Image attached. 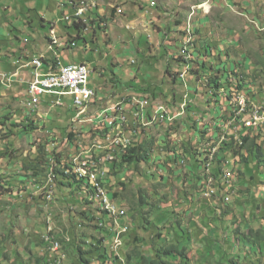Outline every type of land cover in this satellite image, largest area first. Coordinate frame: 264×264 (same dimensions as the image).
<instances>
[{
  "label": "rangeland",
  "instance_id": "rangeland-1",
  "mask_svg": "<svg viewBox=\"0 0 264 264\" xmlns=\"http://www.w3.org/2000/svg\"><path fill=\"white\" fill-rule=\"evenodd\" d=\"M64 1L68 5V0H61L58 10L55 9L58 0H0V118L2 120L5 114L12 118L5 126H0V154L8 153L0 158V176H6L13 188V197L1 194L0 188V237L5 236L2 246L8 253L0 254V264H34L33 257L39 255L38 241L48 215L56 226L54 229L62 232L59 237H70L74 230L69 217L76 215L69 211L68 204L72 203L76 187L66 185L58 174L55 200L53 197V203L46 205L37 191L41 180L51 185L49 176L43 174L33 179L32 172L24 169L23 163L38 162L41 146L44 147V160L52 163L55 156L63 168V164L74 162L78 151L90 148L93 153L92 143L105 141L103 131L97 128L98 122L91 123L93 116H100L102 110L124 94L148 95L155 105L166 107L170 119H174L170 124L157 122L142 129H135L130 122L124 130L123 138H128L132 144L141 139L152 142L148 162L135 166L136 169L133 165L121 166L117 170L119 174L111 177L110 189L116 193L115 202L127 213L130 221L127 226H132V218L134 227L138 226L140 209L141 213H147L148 208L154 207L158 210L154 216L166 218L163 223L162 219H154L159 227L171 232L167 220L173 218L180 219L182 227L192 231L191 237L186 239L189 243L180 241L182 245L188 243L185 264H264V248L259 250L258 247L262 242L253 235L259 230L264 235V181L257 184L258 178L264 175V163L259 165L252 157L243 162L239 155L236 164L242 166L248 177L253 175L254 181L247 179V182L231 186L219 184L214 179V182L209 181L211 176L204 177L201 172L188 171L192 162L186 160L187 155L191 159L203 145L211 144L212 137L206 141L204 127L211 128L220 121L224 127L217 129L218 132H230L231 125L226 122L230 119L222 121L220 117L226 113L229 118L227 108L233 106L230 105L233 97L237 100L243 95L249 103L258 106L262 103L264 0H78L77 6L90 7L88 12L92 18L101 17L102 20L99 26L83 27L87 29L85 42L79 40L75 47L62 50L61 61L85 63L90 71L89 86L100 88L105 98L100 96L99 104L90 102L84 116L74 120L77 110L69 98L62 108L48 110L46 99L34 111L27 108L26 84L22 80L24 76L21 77L22 66L28 63L24 59L36 52V49L30 51L34 47L32 43L40 48L42 38L44 40L49 33L46 24L54 23L52 27L60 30L59 17L71 14L72 11L63 8ZM31 19L34 21L32 28L22 27V21ZM87 21L90 20L86 16L84 23ZM11 25L20 29L14 32L18 40L8 34ZM68 32L70 36L75 34L72 29ZM24 37L29 43L18 48ZM44 47L47 56L52 53L42 44ZM10 51L14 57L5 54ZM184 51L191 56L187 63L181 56ZM182 69H188V73L181 82L178 75ZM186 105L188 111L183 113ZM11 123L18 127H11L12 134L9 135ZM23 126H27L25 131ZM68 133L74 138L71 145L67 141ZM112 134L106 138L107 147ZM214 140L217 142V138ZM259 143L263 147L264 138ZM179 145L188 152L183 158L176 155V152L181 154ZM95 147L100 148L99 145ZM227 149V162L231 163L230 154H236L237 148ZM171 153H174L173 157ZM100 157L94 158H98L97 165L101 167L104 160ZM229 172L231 176L237 175L233 169ZM60 180L65 182L64 185L59 183ZM8 182L3 184L4 188H8ZM23 187L24 193L17 196V191ZM208 190L214 192L213 196L206 195ZM31 194L33 200H30ZM141 196L146 204L136 208ZM158 200L163 203L158 204ZM206 202L215 209H210ZM149 232L152 239L153 228ZM80 233L77 230L73 235L78 237ZM105 234L108 232L104 229L95 238ZM169 243L174 242L167 241ZM28 250L33 256L29 259L24 255ZM137 250L144 256L152 254L151 247L145 245ZM66 252L71 255L73 250L68 248ZM123 252L120 249L121 257ZM138 258L137 255L132 260L134 263L127 264H136ZM107 264L121 263L109 260Z\"/></svg>",
  "mask_w": 264,
  "mask_h": 264
},
{
  "label": "clouds",
  "instance_id": "clouds-1",
  "mask_svg": "<svg viewBox=\"0 0 264 264\" xmlns=\"http://www.w3.org/2000/svg\"><path fill=\"white\" fill-rule=\"evenodd\" d=\"M78 0H68V5L71 7V9L76 12L78 6H77ZM86 13H90V12H86ZM85 13V14H86ZM84 14V15H85ZM69 14H65L63 17H59L60 20H58V22L62 25V27L65 29V32L63 30V28L61 30H56L55 26L52 27V24L54 23H49L48 25H50L49 28V33L47 34V36H45V41H46V49L52 51L51 53V60H49L47 57V55L45 53H41L38 55H35L31 58L28 59V63H30V61L33 58H41L44 66L43 68H41L39 70V73L42 75L47 74L49 71L55 72V64L57 59L60 60L61 63H63L61 61L62 55L60 54L62 52V50L65 49H71L73 47L76 46L77 42H74L73 39H70V37H73L76 35V31L74 29H72L75 34L72 36H70V34H67V26H70V21H65L64 17H68ZM75 15V13H74ZM84 15L82 16V21L85 22V18ZM87 16V14H86ZM85 16V17H86ZM69 18V17H68ZM101 20L102 18L99 17ZM84 19V20H83ZM98 20L97 18V22H98V26L101 23V20ZM92 21V20H91ZM55 25V24H54ZM90 21H87L86 23H84V27L85 26H89ZM103 26L105 27L106 25L103 24ZM128 30L130 29L129 27H126ZM87 30V29H86ZM85 29H81L80 31V35L82 37V40L84 41V34L87 33ZM188 30V28H187ZM187 30H183V33L185 35V37L188 36ZM56 32V33H55ZM190 35H191V31L189 30ZM63 33V34H61ZM64 35V37H63ZM60 36V37H59ZM186 40V38H185ZM184 40V41H185ZM24 44L27 43L28 41L25 39ZM208 50V47H207ZM205 51V50H204ZM186 51H184L182 53V58L185 61V63H187L190 59L191 56H189L190 54L186 55ZM206 54V53H205ZM27 63V64H28ZM132 63V62H130ZM31 68V78L28 80L27 84H26V90L25 93L27 95V108L31 109L32 111H34L37 106L39 104H41V102L43 100H47L48 101V106L47 109L50 110L51 108H62L64 107L66 104V98H69L71 100L72 106H74L75 104L73 103V99L71 96H63L61 98L62 100V105H57L56 101L59 98L56 95H48V94H44L39 98L38 104L35 106H31L29 104V95H28V85L29 83L32 81L33 79V67L32 66H27ZM65 65H78V64H83L85 66H87L85 63H63ZM184 64V63H183ZM48 67L50 68V70L48 69ZM88 68V67H87ZM189 69V68H188ZM188 69H182V71L179 73L178 75V80H180L181 82L184 80V78L186 77V73H188ZM89 70V69H88ZM166 70V69H165ZM169 71V70H168ZM166 72V71H165ZM90 73V71H89ZM167 73V72H166ZM88 81H89V76H88ZM88 88L90 90L93 91L94 95L93 97L90 99L89 102L85 103L83 106H81V109L84 110V112L77 117L78 112L81 110H77V112L75 113V116L72 118V120L74 119H78L83 117L84 113H85V109L87 107V105L90 102L95 101L96 103V92L95 90L89 86L88 82H87ZM121 97V98H120ZM120 100H118V98L115 100V103L112 104L109 108H106L104 110H102L100 116H93V120H91L93 123L94 120H96L98 123V130L103 131V137L105 139V141H101L98 142H94L91 145V149L93 150V153L90 151V148L87 151H78L77 152V157L74 159V162L71 164H67L69 167L68 169H65V172L68 175L74 176L75 180L78 182H73L72 179L69 178V182L71 184V186L76 187L75 188V192H73L72 195V200L70 204H68V209L69 211L76 215V217L70 216L69 220L73 223V227L74 230L71 231L70 233V237L65 235L63 236V238L59 237V234L62 232L57 231V229H54L55 224L52 223V217L50 215L47 216V218H45V226L43 229V234L40 236V240H42L43 243V247L38 248V256H31V252L28 250L24 255L29 259L30 257L35 258L34 260V264H107V262L109 260L115 262H120L121 264H127V263H134V261H132L137 255L139 256L138 258V262H136V264H148L147 261L148 260H152L154 257H156V252L157 250L156 247L157 246H151V242L152 239L149 237L151 232L147 231V239L143 242H141L139 240L138 237L135 236L136 238V242L134 241V237L132 235L133 232H136V227H134V223H133V218H132V226L129 228L127 226V224L130 222L129 219L127 218V213L126 211L119 205L117 204L115 198L116 196H114L115 192H111V175H109V170L110 168L113 167L114 164V157L117 156L118 158H120L122 155H126V152L129 147L132 146L131 141L129 140V145L126 149H119V148H108L107 147V142H106V138L107 136H109V133H113L112 136H114L115 131H117V128H121L122 132L124 134V130L126 127L129 126L130 122H132L133 124H138L137 126L140 128H146L149 127V125H156L158 124L157 122H164L167 124L172 123V121L174 120L173 117H171L170 119V112L168 111V109L166 107H163L162 105H155V103H153V101L149 98L150 96L148 95H135V94H131V95H125L124 96H120ZM135 98L137 100H148L149 105L148 107L144 110V119L141 120V111L139 109V106L136 108L134 107L135 105L132 102V99ZM243 103H242V102ZM253 102V101H252ZM230 104V103H229ZM228 104V105H229ZM233 105L230 108H227V110L229 111V118L227 116L226 118V113L223 114L220 117V120H228L226 121L229 125V127H231V130L229 133H226L224 130H222L221 132H218L217 129L219 128H223V124L220 121H217L216 123L212 124V127H204L203 131H206L205 135H206V141H208L211 137V146H204L203 145V149H200L199 152L194 153L195 156L199 155L196 160V162H192V160L189 158V156L187 155L186 160L188 159L189 161L191 160L192 162V166L189 165L187 167V170L190 172H193V168L196 167L197 168V174H199L201 172V175L204 174V177H209L211 176V178H209V181H217L219 184L222 185H228L230 184L231 186L234 185L235 179H237V175H239V171L240 173L245 172L243 171V168L240 164H236L239 163V158H238V154H230L232 155V158L229 159V161H231V163L227 162V153H228V149L225 147L226 144H230V139L233 137V140L238 144L241 145V140L239 138V133H241V135H245L246 131L253 132V135L257 136V144L260 146L261 152L263 154L262 157V161L258 162L257 160H255L256 162L259 163V165H263L264 163V146L262 147L259 143V140L264 138V120L258 121L257 124L255 126H246L245 123L247 121H249L252 116H254L255 112H257V116L259 118H264V98H262V103L261 105H254L252 103H249V99L246 98L245 96L242 95V97H238L237 100H235V97H233V100H231V104ZM77 106V105H76ZM117 106H124L125 108L123 109V114L126 118V121L124 122V124L122 125V127L120 126V123H118V121L115 120V118L118 117V113L116 111H112L113 108L117 107ZM163 107V112L158 111L157 108L159 107ZM187 106H185V108H183V113L188 111ZM167 109V110H166ZM186 110V111H185ZM185 113V114H186ZM150 114V115H149ZM150 116V117H149ZM242 116H246V117H242ZM109 121H113V125L109 126L108 122ZM72 122V121H71ZM199 125V124H198ZM228 127V126H227ZM207 132H209L212 135H207ZM218 133V134H217ZM214 138H217V142H215ZM210 141V140H209ZM103 142H105V144H102ZM72 144V143H71ZM69 144V145H71ZM95 145H99L100 148H96ZM180 148V153L181 154H177L176 155L180 158H183L184 156H186V154L188 152L184 151V148L179 145L178 146ZM111 149H116V151H111ZM103 150V151H102ZM95 151V153H94ZM98 152V153H96ZM101 153H104V155L102 156ZM99 155H101V160H104L102 163V166H98L97 164L99 163L98 158H94V157H99ZM172 157L174 156V153H171ZM183 155V156H182ZM176 156V159L178 158ZM194 156V155H192ZM240 156L245 157L247 156L246 152L243 151L242 153L240 152ZM170 157V158H172ZM55 163L54 161L52 163H49V168H47V172L46 175L49 176V181H51V185H47L46 183H44V181L42 183L38 184V191H37V195H42V201L44 202V204L46 205H50L53 203V201L55 200L54 197V188L56 189L58 185L56 179H57V168H56V163L55 165L53 164ZM93 165L94 167H91L89 164ZM184 163V161H183ZM84 164H88L90 167L89 169L92 170L93 172H95L97 174L96 180L93 181L91 179V174H90V170L87 171V169L85 170L84 168ZM123 166V165H122ZM125 166H132V165H126ZM121 166L119 164H117L116 169L118 170ZM230 167V168H229ZM78 168H81L83 170L86 171V173L84 175H80V172H78ZM134 169H136L133 166ZM122 169V168H121ZM229 169H233V172H235L237 175H232L229 172ZM218 170V172L216 173V171ZM247 170V169H246ZM248 171V170H247ZM118 172V171H117ZM119 174V172H118ZM61 175V174H59ZM67 175V176H68ZM261 175V174H260ZM259 175V176H260ZM62 176V175H61ZM64 176V175H63ZM62 176V177H63ZM242 177L245 179L244 182H247L246 180H253L254 181V176L252 175L251 177H248V175L246 177H244L242 175ZM120 178V175H119ZM117 177V179H119ZM262 178H264V175L261 176L260 178V182H258L257 184H262L264 180H262ZM214 179V180H213ZM64 180V178H63ZM65 182H68V177L67 180H65ZM96 183L99 184V187L96 186ZM62 185V184H61ZM121 185V183H120ZM229 185V186H230ZM224 188H228L224 187ZM214 192H212L211 190H208V192L206 193V195L209 196H213ZM32 195V194H31ZM18 196V194H17ZM31 197V196H30ZM54 197V200H53ZM30 200H33V195L30 198ZM116 201V202H115ZM158 204H162V201H157ZM207 204V202H206ZM209 205L212 209H215L213 206H211V204H207ZM107 206L112 207L116 213H112V211L108 209ZM144 207V206H143ZM147 210H149V212H151L150 216H147V218L151 220L154 219H162V223L163 221L166 219L165 217H160V216H154V213H156L158 210H156L154 207L152 208H148ZM146 210V211H147ZM153 216V217H152ZM138 218L139 217V212H138ZM153 218V219H152ZM156 223L153 231V238L155 239L157 237V235L159 236L160 240L161 237L163 238V240H165L166 242H174V243H169V244H174L175 247L179 248L180 250H182L184 248V250L186 249V255L188 258V254H189V250L187 248V245H182L180 244L181 239L186 240L187 237H191L192 235V231H188L186 230L184 227H182V222L181 220H174L173 218H170L167 220V224L169 225V228L171 229V232H169L168 235H165L163 232L165 231L164 228L161 226L159 227V225H157ZM94 226H93V225ZM167 224L164 223V225L167 226ZM87 225V226H86ZM140 225V222L138 224V226ZM199 227V226H198ZM82 231V233H80V229ZM203 229V227H199V229ZM106 230L108 232V234L99 236L98 238H95L97 236V234H100L103 232V230ZM79 231V236L75 237L73 235L74 231ZM93 230V231H92ZM163 230V231H162ZM167 230V229H166ZM158 232H162V233H158ZM86 235V236H85ZM172 235V236H170ZM243 236V235H242ZM74 237V238H73ZM5 239V236H1L0 237V254H7L8 253L6 251H4V248L2 246V241ZM191 239V238H190ZM70 241V242H69ZM162 241V240H161ZM66 243V244H64ZM142 245H145L146 247H151L152 249V254L151 255H141L139 253V251L137 250L139 247L142 248ZM186 246V247H185ZM65 247V248H64ZM68 248H71L73 250L71 255H68L66 250ZM94 248V252L92 253H86L89 250ZM131 248V250H130ZM66 249V250H65ZM79 249V252H77V250ZM120 249H122L123 252V256L121 257V255L119 254ZM153 250H155V255L153 256ZM15 255H18V253L15 251L14 253ZM80 254H83L82 256L84 257V259H81L79 257ZM140 254V255H139ZM4 259H7V256H3ZM15 258V257H14ZM123 258L126 260H123ZM16 259V258H15ZM187 261V260H186Z\"/></svg>",
  "mask_w": 264,
  "mask_h": 264
},
{
  "label": "trees",
  "instance_id": "trees-1",
  "mask_svg": "<svg viewBox=\"0 0 264 264\" xmlns=\"http://www.w3.org/2000/svg\"><path fill=\"white\" fill-rule=\"evenodd\" d=\"M74 11L71 12V14L68 15V19L70 21V26H67L65 28L67 29H74L76 31V35L72 37L73 41L74 42H77L79 40H82V37L80 35V31L81 29H83L84 27V22L82 21V18L81 19H78V22L75 18V15H74ZM87 14V19L90 20V24L92 26L94 25H97L98 22H97V18L98 20L100 19L99 17L97 18H92V14H89V13H86ZM86 14L84 15V18L86 16ZM89 14V15H88ZM84 20V19H83ZM92 20V21H91ZM101 20V19H100ZM178 23V22H177ZM98 26V25H97ZM168 30H170V27L168 28ZM85 42V40H84ZM167 72V68L165 70ZM156 90V89H155ZM153 98L154 97V94H152ZM74 110H80L81 107L79 106H76L74 105L73 106ZM150 115V114H149ZM150 117V116H149ZM12 120L10 114H5L3 116V119L1 120L0 118V126H5L6 123L9 121ZM32 125L33 123L30 122ZM138 124H135L134 123V128L136 129L138 126ZM8 131H9V135L12 134V131L10 130L11 127H18L16 124L14 123H11L9 124L8 126ZM23 130L25 131L27 126H23L22 127ZM29 128L31 129L32 126H29ZM142 129V128H140ZM254 133L253 132H250L249 131H246V134L245 135H241V133H239V138L241 140V145H238L234 140H233V137L230 139V144H226V148H237V154L240 155V152L242 153L243 151L246 152L247 156L243 157L242 156V160L243 162H247V158L248 157H252L253 160H257L258 162H261L262 161V157H263V154L261 152V149H260V146L257 144L256 140H257V136L256 135H253ZM67 141L69 144H71L73 141H74V138L72 136L71 133H68L67 134ZM152 149V142L148 141V140H145V139H141L139 142H137V140L132 144L131 147H129L126 152V155H122L120 158H118L117 156L114 157V164H113V167L110 168L109 170V175L112 176H116L118 174L117 172V169L115 171V168L117 166V164H119L120 166H125L126 165H133L134 167L137 166V165H140L141 163H146L148 162V159L150 157V151ZM39 152H41V156L39 157V160L38 162H33V163H29V162H24L23 163V168L26 169L29 173L32 172V176L31 178H36L38 175H46V172H47V168H49V161H46L44 160V147H40V149L38 148ZM185 152L186 149H184ZM54 153V152H53ZM55 155V154H54ZM8 156V153L4 152L2 154H0V158H4ZM199 155H196L194 154V156H191V160L192 162H196V160L198 159ZM50 158V157H49ZM48 158V160H49ZM54 162L56 163V172L57 174H61L64 178V180H67V177H68V182H66V185H71L70 184V179L73 180V182H78L75 180L74 176H71V175H68L66 172H65V169H68V165L67 164H63L64 165V168L62 166L59 165V163H61V161L59 159H56L55 156L52 157ZM176 159V158H175ZM136 168V167H135ZM193 172H197V168L194 167L193 168ZM218 172V170L216 171V173ZM239 175H237V179H235L236 182H234V185H236L238 183V185H240V183H244L245 179L242 177V175L244 177L247 176V173L246 172H242L240 173V171L238 172ZM68 175V176H67ZM28 177H30L28 175ZM1 180H0V188H2V193L1 194H5L9 197H13L12 194H13V188L10 187V181L8 182V178L6 176H0ZM8 182V188H4L3 187V184L4 183H7ZM43 180H41L39 183H42ZM60 184L64 185V181L63 180H60L59 181ZM25 187L19 189L17 191V194L18 196H21L23 193H24V190ZM0 194V195H1ZM114 196H116V193H114ZM138 205H136V208H143V206L146 204L145 202V198L141 196V198L139 199L138 201ZM209 206V205H208ZM210 207V206H209ZM136 208H133V209H136ZM212 209V208H210ZM111 210H114L113 208ZM151 215V212H149V210H147V213H141V209L139 211V222H140V225L136 227V232H133L132 235H133V239L134 241L136 242V237L139 238V240L141 242H143L145 239V235H147V231H149L151 228H154L155 226V223H154V220H151L149 218H147V216H150ZM209 222H212L211 219H209ZM209 228V225L205 228V229H208ZM158 233H162V232H158ZM165 235H168L169 232L167 230H165L163 232ZM150 234V233H149ZM254 237L259 241V242H262V244L259 243V250L264 248V235H262L261 233V230L259 231H256L254 234ZM162 240V241H161ZM161 240L159 238V236L157 235V237L154 239L152 238V242H151V246H157L155 250H157L156 252V257H154L152 260H148L147 263L148 264H185V259L187 260V255H186V249L184 250V248L182 250H180L179 248L175 247L174 244H167V242L165 240H163V238L161 237ZM187 241V240H186ZM188 242V241H187ZM37 243L35 242V245ZM160 246V247H159ZM38 247H43V243H42V240H39L38 241ZM186 247V246H185ZM77 252H79V249L77 250ZM94 252V248L89 250L88 252L86 253H92ZM79 255V254H78ZM83 254H80L79 257L81 259H84V257L82 256ZM230 261V260H229ZM218 264H222V263H218ZM229 264V263H227Z\"/></svg>",
  "mask_w": 264,
  "mask_h": 264
},
{
  "label": "built area",
  "instance_id": "built-area-1",
  "mask_svg": "<svg viewBox=\"0 0 264 264\" xmlns=\"http://www.w3.org/2000/svg\"><path fill=\"white\" fill-rule=\"evenodd\" d=\"M91 9L88 6H78L76 12H75V18L78 22V19H81L82 16ZM65 21H68V17H64ZM27 66L33 67V79L28 85V95L34 97V105L38 104L39 98L44 95H56L59 98L56 101L57 105H62L61 98L63 96H71L73 99V103L79 107L83 106L85 103L89 102L92 98V90L88 88L87 82H88V76H89V70L87 66L83 64L78 65H65L60 62L59 59H57L55 64V72L49 71L47 74L42 75L39 73V70L43 68L44 64L40 58V65H31L30 63L27 64ZM66 67H77V74H66ZM50 70V68L48 67ZM242 102V101H241ZM243 103V102H242ZM135 105L134 107H138L141 112H144V110L148 107L149 102H133ZM124 106H120L119 110L116 111L118 113V117L115 118L118 123H120V126L124 124L126 121V118L124 116L123 109ZM158 111H163L159 108H157ZM84 112L83 109H81V114ZM78 117V116H77ZM264 120V118H259L257 116V112H255L254 116L245 123L246 126H255L258 121ZM109 126L113 125V121L108 122ZM119 129L117 128L115 131V141L109 148H120V144L118 143V134ZM91 167H94L90 164ZM89 165H84V169L87 171L90 170ZM81 169V176L86 173V171ZM91 179L93 181L96 180L97 174L90 170ZM97 186V183H96ZM110 211V209H109ZM112 213H116L115 210H111Z\"/></svg>",
  "mask_w": 264,
  "mask_h": 264
},
{
  "label": "crops",
  "instance_id": "crops-1",
  "mask_svg": "<svg viewBox=\"0 0 264 264\" xmlns=\"http://www.w3.org/2000/svg\"><path fill=\"white\" fill-rule=\"evenodd\" d=\"M61 3V0H58V3H57V5H56V8L55 9H61L60 7H59V4ZM64 9L65 10H69V11H72L73 12V10L71 9V7L70 6H68L67 4H66V2L64 1ZM102 16H104V13H103V15ZM39 20L42 22V21H44V19H42V18H39ZM37 22H39V21H37ZM44 22H46V21H44ZM22 23H23V26L22 27H25V28H28V29H30V28H32V26H34V21H32V19L31 20H24V21H22ZM38 25H40V24H38ZM46 26L48 27V28H50V26L49 25H47L46 24ZM63 28V27H62ZM7 29H9L8 28V25H7ZM56 29V28H55ZM17 30H20V29H17L16 27H14V26H12L11 25V30H9V35H12L13 36V38H14V40H18V37L17 36H15V34H14V32L15 31H17ZM61 30V29H60ZM63 30H64V32H65V29L63 28ZM67 32V34H69V32H68V30L66 31ZM73 34V33H72ZM45 36H47V34L45 35ZM38 37H40L39 35H38ZM60 37V36H59ZM27 40L28 41V39L27 38H25L24 37V39L22 40V42L21 43H19V45H18V48L19 47H21L22 46V44L24 43L23 41L24 40ZM29 43V42H28ZM33 44V49H30V51H32V50H35L36 49V52H34V53H31L30 55H27L26 56V58L24 59L25 61H28V59L29 58H31V57H33V56H35V55H38V54H41V53H45V52H43V51H45V47L44 48H42V44H44V45H46V41H45V39L43 40V38H42V41H41V43H40V48H37V45L35 44V43H32ZM39 47V46H38ZM5 54H7V56L10 58V57H14V53L12 54L11 53V51L10 52H5ZM61 55H62V52L60 53ZM15 57H16V54H15ZM51 54H48V59L49 60H51ZM14 63V62H13ZM22 68L24 69L22 72H21V77L22 76H24L23 77V82L25 83V84H27V82H28V80L31 78V68H29V67H26V65H24V66H22ZM94 90H95V92H96V95H97V98L98 99H96V103H100V96H102L103 98H101V99H104L105 98V93L104 92H100V88H93Z\"/></svg>",
  "mask_w": 264,
  "mask_h": 264
},
{
  "label": "bare ground",
  "instance_id": "bare-ground-1",
  "mask_svg": "<svg viewBox=\"0 0 264 264\" xmlns=\"http://www.w3.org/2000/svg\"><path fill=\"white\" fill-rule=\"evenodd\" d=\"M31 65H40V58H33L31 60ZM66 74H77V67H66ZM93 95H94V93L92 92V97H93ZM29 99H30L29 100V104L30 105H34V97L29 96ZM133 99H132V102H134ZM145 101L148 102V100H142V99L139 100V102H145ZM159 109L164 110L163 107H161V106L159 107ZM161 112H163V111H161ZM80 115H81V110L78 112L77 116H80ZM144 116H145L144 112H141V116H140L141 120L144 119ZM114 141H115V134L112 137V141L109 144L108 148L111 147V145L114 143ZM118 143L120 144V148L123 149V150L126 149L128 147V145H129V140L123 138L122 129H119ZM84 165H87V164H84ZM77 170H78V172H80V175H81V168H78ZM97 187H99L98 183H97ZM107 207L110 210L112 209V207H110V206H107Z\"/></svg>",
  "mask_w": 264,
  "mask_h": 264
}]
</instances>
